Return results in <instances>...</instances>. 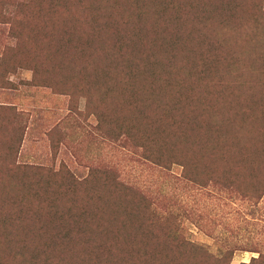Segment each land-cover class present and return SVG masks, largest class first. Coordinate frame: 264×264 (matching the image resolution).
I'll return each instance as SVG.
<instances>
[{
  "label": "rangeland",
  "instance_id": "374dc122",
  "mask_svg": "<svg viewBox=\"0 0 264 264\" xmlns=\"http://www.w3.org/2000/svg\"><path fill=\"white\" fill-rule=\"evenodd\" d=\"M128 62L137 65L138 88L155 92L145 113L170 118L168 141L181 144L182 131L190 139L209 133L222 150L217 165L244 159L238 176L227 178L219 169L205 176L202 168L195 176L172 162L163 168L147 162L154 165L148 168L123 137L101 132L114 122L98 117L93 105L109 104L103 89L126 77ZM144 69L160 73L146 77ZM135 120L143 128L145 121ZM165 120L152 128L160 131ZM215 127L218 136L210 130ZM201 161L212 164L207 153ZM114 173L115 181L128 184L144 176L157 196V235L132 229L139 253L128 250L125 264H146L149 256L186 264L171 259L180 252L195 264H264V258L252 261L264 256V0H0V207L100 208L96 191L105 190L111 202L126 197L110 184ZM73 213L47 222L32 236L29 253L46 249L67 259L66 240L54 244L55 233L82 245L77 224H95ZM93 234L105 245L112 241ZM171 238L197 247L163 249ZM217 247L233 250L218 262ZM84 252L74 248L75 263Z\"/></svg>",
  "mask_w": 264,
  "mask_h": 264
},
{
  "label": "trees",
  "instance_id": "16d2710c",
  "mask_svg": "<svg viewBox=\"0 0 264 264\" xmlns=\"http://www.w3.org/2000/svg\"><path fill=\"white\" fill-rule=\"evenodd\" d=\"M230 57L233 58L234 56L231 55ZM127 66L128 73H125L126 77L111 81L110 84L107 83V87L103 89L102 99H106L110 106L109 104L93 105L96 109L95 114L98 117L104 118L110 116L114 122L113 127L100 126L101 132H104L113 140L123 137L126 140L128 149L134 152H140L142 164L148 165L147 162H149L163 168L166 167L167 163H179L182 165L184 172L195 176H198L201 170L204 171L203 174L205 176L209 174L212 176L217 175L218 169L219 175L223 172L230 179L239 175V171L244 169V165L241 163L244 159L230 157L225 165H217L214 158L221 155L222 150L220 149L218 141L209 140V133H206L204 136L201 133L197 139H190V136L182 131L181 144L170 143V140L168 141L167 139L168 133L166 132V129L171 127V120L168 121L170 118L165 116L164 113L160 117H154L156 112L147 111L145 113V110L154 102L153 95L155 92L152 91L151 86L148 87L147 91L138 88L137 84L139 82L134 81L136 76L134 73L137 65L128 62ZM146 71L149 73L146 77L152 78L157 77L160 73L156 70L144 69V74ZM116 89L119 90L118 93L115 92ZM136 94H141L142 96L138 97ZM90 102L91 100L89 98ZM115 107H117V110ZM130 111L134 114V119L140 117L145 121L143 123L144 126H142L143 128L139 127L137 121L132 119ZM127 114L129 115L128 117L126 116ZM164 119L166 120L163 129L159 131L157 129L158 127H155V129L152 128L154 127V122ZM216 128L210 130L211 132H216L218 136L220 131ZM205 153L208 154V159L211 158L212 164H209V166H206L201 161ZM237 164L242 166L236 167ZM113 166H110V170H115ZM153 166L148 165V168H153ZM143 167L146 169L147 166ZM250 169L252 168L250 167ZM115 178L114 173L112 174V183L110 184H113L115 189L122 188L126 197L123 199L116 197L117 201L111 202L108 200L107 193L105 194L103 192L105 190L102 189L103 191L101 193L91 191L89 196L94 192L93 195L102 200L101 203L103 204L100 208L84 205L83 207H77L78 209L75 210L73 204L66 206L64 210H59L56 204H49L44 208L38 207L35 209L26 206L12 208L0 207V264H125L124 259L127 258H125V254L128 250L139 253L138 250L134 249V244H131V241L134 239V232H131L132 229L135 228L137 230L140 228L146 238H152L157 235L154 232L155 225L159 223L158 205L156 203L157 196L154 192L152 181L145 179L144 176L130 184L115 181ZM103 184L108 186V182ZM234 184L239 188L236 183ZM247 186L244 187V192L248 190ZM128 194H131V196ZM248 194L253 195L251 193ZM50 200L55 201V199ZM127 204H132V206ZM141 206H143L142 210L148 215L149 220L144 215L141 218ZM75 211H79L80 218L87 219V217H90L95 224L93 226L86 223L77 224L76 239L83 241L82 245L70 237L65 236L59 239L58 233H55V242L51 240L54 244H57L58 241L63 242V239L66 240V248L69 250L68 254H66L69 255L67 259H64V256L60 257L54 254L53 251L46 249L39 250L38 248H34L36 253H29L32 236L37 232L43 233L47 227V222H52V219L63 215L64 212L70 217H73V212ZM27 220H39L41 223L36 226ZM160 229L164 232L173 230L169 225H162ZM95 231L105 235L108 234L107 238L112 240L111 242L109 241V245H105L102 240L95 239L93 234ZM127 238L130 242V248H127L125 242ZM77 245L84 248L85 252L82 256L79 255L77 257L78 260L75 263L72 252ZM186 245H194L195 248L197 247V244L193 242L179 238H171L164 240L163 249L171 247L174 250H180L186 247ZM154 246L158 248L160 247V243L155 242ZM217 250L220 251L221 248L217 247ZM224 250L223 253L221 250L219 254H213V258L218 262L224 261L227 258V253L231 254L233 249L230 248L228 250L224 248ZM160 251L159 255L166 256L164 250ZM143 256L147 257L148 255H145L144 252ZM149 257L151 259H145L146 264H164L161 257H155V259L151 256ZM177 258L186 264H195L196 262V258L185 255L182 252L173 256L171 259L176 260ZM260 258H264L262 253H259L256 258H252V261H257Z\"/></svg>",
  "mask_w": 264,
  "mask_h": 264
}]
</instances>
